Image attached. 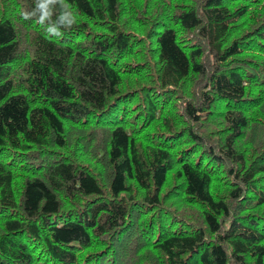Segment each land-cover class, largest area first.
Masks as SVG:
<instances>
[{"label":"trees","instance_id":"16d2710c","mask_svg":"<svg viewBox=\"0 0 264 264\" xmlns=\"http://www.w3.org/2000/svg\"><path fill=\"white\" fill-rule=\"evenodd\" d=\"M0 264H264V0H0Z\"/></svg>","mask_w":264,"mask_h":264},{"label":"clouds","instance_id":"9594fccd","mask_svg":"<svg viewBox=\"0 0 264 264\" xmlns=\"http://www.w3.org/2000/svg\"><path fill=\"white\" fill-rule=\"evenodd\" d=\"M27 18V17H26Z\"/></svg>","mask_w":264,"mask_h":264}]
</instances>
